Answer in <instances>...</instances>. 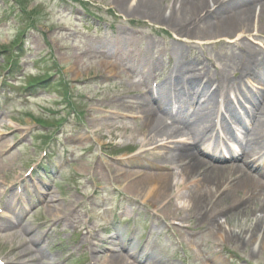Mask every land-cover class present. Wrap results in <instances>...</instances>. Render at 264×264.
<instances>
[{"label": "rangeland", "instance_id": "obj_1", "mask_svg": "<svg viewBox=\"0 0 264 264\" xmlns=\"http://www.w3.org/2000/svg\"><path fill=\"white\" fill-rule=\"evenodd\" d=\"M115 1L0 0V85L4 84L0 92V205L17 212L19 223L14 227L0 220V258L7 264H86L81 248L88 244L83 245L87 239L95 243L98 235L109 241L93 254L92 264H121L112 260L119 255L111 249L119 247L112 246L106 234L119 202V218L129 220L137 213L134 216L139 217L141 227L158 221L152 237L156 254L149 264H206L205 254H218L222 248L230 253V260L264 264V246L260 248L258 241L264 230L255 234L250 245L238 244L220 238L212 227L195 228V212L170 210V215L163 204L145 202L144 194L128 188L137 173L179 170L155 168V157L139 155L119 139H99L93 128L94 117L103 115L101 109L108 107L109 99L137 100L143 89L125 60L106 55L108 51L96 49L98 45L114 44L128 33L139 38L142 48L152 44L154 53H165L171 42L178 41L193 46L187 47L186 56H198L202 61L210 58L207 60L219 63L234 77L245 63L240 60L235 66L234 62L237 50L246 52L244 43L236 38H224L220 43L222 39L211 37H183L185 33L179 35L170 28L173 26L123 12ZM161 9L169 11L168 5ZM214 12L210 14L219 22L221 18ZM256 12L260 15L259 7ZM257 21L247 42L261 54L252 64L264 61V36L256 31ZM185 24L192 30V25ZM109 62L117 67L109 68ZM204 65L210 71L209 64L204 61ZM164 117L160 115V120ZM114 119L123 122L127 118ZM128 121L134 120L124 122ZM45 151L49 159L26 187L32 195L31 205L13 207L16 186L32 166H39ZM41 191L46 197L39 196ZM236 210L231 207L226 212ZM212 218L209 215L214 221ZM217 218L223 220L221 214ZM116 231V237L125 238L126 224Z\"/></svg>", "mask_w": 264, "mask_h": 264}, {"label": "bare ground", "instance_id": "obj_2", "mask_svg": "<svg viewBox=\"0 0 264 264\" xmlns=\"http://www.w3.org/2000/svg\"><path fill=\"white\" fill-rule=\"evenodd\" d=\"M127 2H130L128 6L131 4L129 7L124 6ZM115 3L129 15H144L154 23L173 26L170 28L179 35L183 36L185 33L183 37L195 35L204 40L211 37L215 40L222 39L220 43L225 42L224 38H236L240 43H244L246 52L236 51L235 65L240 60L245 61L247 67L243 70V75H255L256 83L261 88L251 90L248 95L240 98L248 104L240 111H236L233 106L224 111L221 107L212 105L215 98L229 97V94H225L224 87L231 89V84L215 76L209 77L206 83L199 82L198 71L206 67L198 57L190 60L185 57V53H189L185 48H191L192 45L171 42L170 66H166L168 61L165 54L154 53L153 47L150 46L141 48L139 38L133 34L120 35L114 44H105L103 47L98 45L96 49L108 51L106 55L114 56L121 62L125 60L130 71L137 75L138 85L147 88V93L143 97H137V100L124 97L109 99L108 107L101 109L103 115L99 113L98 118L94 117L93 128L95 136L99 139H119L123 144L127 143L130 149L135 148L139 155L155 157L158 162L154 165L155 168L171 170L172 167L179 170L162 174L137 173L128 188L144 194L145 202L151 200L163 204L170 215V210L195 212L198 214V217H195V228L212 227L220 238L250 245L257 233L264 230V167H261L260 163L257 165L254 158L264 156V62L262 60L259 66L250 69L255 57L260 56L261 50L252 47L247 41L249 33L255 30V19H258L256 31L264 36V0H116ZM163 5H168L169 11H162ZM258 7L261 10L260 15L256 12ZM231 9L238 12L233 15ZM213 10L214 14L221 18L219 22L214 20L215 15L210 14ZM206 17L214 21L207 19L205 22ZM185 23L192 25V30ZM183 29L187 31L184 32ZM205 61L210 70L217 71L213 61ZM112 66L117 67V63L109 62L108 67ZM184 73L186 78H182ZM217 73L218 71L214 75ZM159 76L163 81L154 90L148 84ZM216 84L218 85L213 91ZM193 86L197 88L194 92ZM200 86L203 89L199 90ZM189 101L192 102L189 105L197 110L192 123H187L185 116ZM175 105L179 106L177 113L174 112ZM216 107L228 115L230 113L235 121L243 122L246 118H256L255 132L243 157L233 159L238 163L223 165L221 158L216 154L206 159L207 154L202 150V140L209 138L214 130L210 118L216 113ZM161 114L174 115L178 123L184 125V130L166 126L160 120ZM113 115L121 120L127 118L123 119L124 121H134L116 122ZM137 124L141 126L138 127ZM223 124L225 127H231L227 119L223 120ZM1 128L0 126V133ZM238 174L245 176L237 182L235 177H238ZM259 190L258 198L252 201L251 197ZM231 207L237 208L234 214L226 212ZM218 214L223 216V220L217 218ZM209 215L214 221L209 219ZM222 221L224 223H221ZM207 228L205 230H208ZM262 236L258 239L260 248L264 246V233ZM222 252L229 253L225 248H222ZM210 253L212 264H224L222 255L218 256L215 251ZM121 259L122 257L112 258L113 261L119 262ZM53 262L50 261L49 264Z\"/></svg>", "mask_w": 264, "mask_h": 264}]
</instances>
